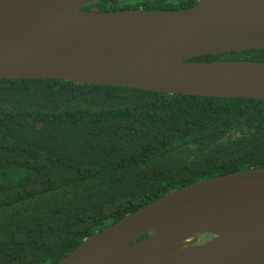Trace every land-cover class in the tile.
<instances>
[{"label":"trees","instance_id":"trees-1","mask_svg":"<svg viewBox=\"0 0 264 264\" xmlns=\"http://www.w3.org/2000/svg\"><path fill=\"white\" fill-rule=\"evenodd\" d=\"M196 3L97 0L84 9ZM234 59L264 62V48L194 60ZM257 167H264V99L0 79V264H56L171 191Z\"/></svg>","mask_w":264,"mask_h":264},{"label":"water","instance_id":"water-1","mask_svg":"<svg viewBox=\"0 0 264 264\" xmlns=\"http://www.w3.org/2000/svg\"><path fill=\"white\" fill-rule=\"evenodd\" d=\"M95 1L0 0V79L264 99V62L194 60L264 48V0L84 9ZM204 235L210 238L199 243ZM56 264H264V167L171 191L97 231Z\"/></svg>","mask_w":264,"mask_h":264},{"label":"rangeland","instance_id":"rangeland-1","mask_svg":"<svg viewBox=\"0 0 264 264\" xmlns=\"http://www.w3.org/2000/svg\"><path fill=\"white\" fill-rule=\"evenodd\" d=\"M198 240H199V239H198ZM202 240H203V239L199 240L198 242L200 243V242H202Z\"/></svg>","mask_w":264,"mask_h":264}]
</instances>
